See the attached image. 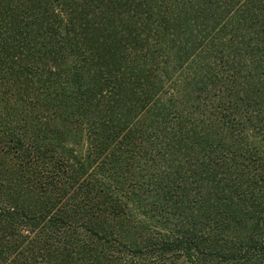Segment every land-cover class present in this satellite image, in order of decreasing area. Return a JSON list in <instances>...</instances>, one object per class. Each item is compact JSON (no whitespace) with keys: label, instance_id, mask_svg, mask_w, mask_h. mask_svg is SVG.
<instances>
[{"label":"trees","instance_id":"1","mask_svg":"<svg viewBox=\"0 0 264 264\" xmlns=\"http://www.w3.org/2000/svg\"><path fill=\"white\" fill-rule=\"evenodd\" d=\"M0 264H264V0H0Z\"/></svg>","mask_w":264,"mask_h":264}]
</instances>
